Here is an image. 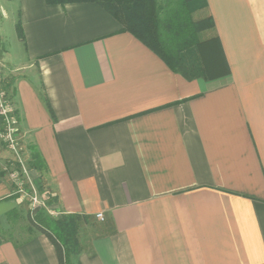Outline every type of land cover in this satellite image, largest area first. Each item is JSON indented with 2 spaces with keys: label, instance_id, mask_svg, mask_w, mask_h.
I'll return each instance as SVG.
<instances>
[{
  "label": "crops",
  "instance_id": "1",
  "mask_svg": "<svg viewBox=\"0 0 264 264\" xmlns=\"http://www.w3.org/2000/svg\"><path fill=\"white\" fill-rule=\"evenodd\" d=\"M206 1L230 68L213 81L174 73L99 4L0 0L25 159L44 160L59 218L97 229L74 264H264V0ZM21 206L0 168V220ZM0 264L59 261L38 234L0 243Z\"/></svg>",
  "mask_w": 264,
  "mask_h": 264
},
{
  "label": "trees",
  "instance_id": "2",
  "mask_svg": "<svg viewBox=\"0 0 264 264\" xmlns=\"http://www.w3.org/2000/svg\"><path fill=\"white\" fill-rule=\"evenodd\" d=\"M49 5L66 6L96 3L122 26L156 53L174 73L192 81H213L230 74L220 39L206 0H46ZM18 37L24 40L20 25ZM47 106L48 103H47ZM44 188L47 166L34 149L28 162ZM51 192L50 189H48ZM43 192V189H40ZM16 198L18 196L15 195ZM57 198L53 196L49 204ZM85 216L69 215L52 218L44 210L32 214L27 202L0 220V243L12 242L19 247L45 235L56 250L59 264H74L81 252L79 231ZM19 224V227L17 226Z\"/></svg>",
  "mask_w": 264,
  "mask_h": 264
},
{
  "label": "built area",
  "instance_id": "3",
  "mask_svg": "<svg viewBox=\"0 0 264 264\" xmlns=\"http://www.w3.org/2000/svg\"><path fill=\"white\" fill-rule=\"evenodd\" d=\"M19 125L12 98L4 84V67L0 60V141L7 146L17 164L16 169L9 171L6 168L5 170L9 171L8 174L14 185V194L19 200L28 199L33 212L39 208H47L52 215H57L53 207H47L46 198L36 185L35 172L28 167L23 158ZM97 218L103 220V215L98 214Z\"/></svg>",
  "mask_w": 264,
  "mask_h": 264
},
{
  "label": "rangeland",
  "instance_id": "4",
  "mask_svg": "<svg viewBox=\"0 0 264 264\" xmlns=\"http://www.w3.org/2000/svg\"><path fill=\"white\" fill-rule=\"evenodd\" d=\"M0 26H2V24L0 23ZM4 27H5V29H6V31L8 32L7 34H8V37H9V42H10V44L9 45H12V40L13 39H11L10 38V36H9V34H10V32H11V24H10V22H8V21H4ZM5 46V45H4ZM14 46H12V47H9V48H11V52H13V53H15L14 51H15V49L13 48ZM1 60V59H0ZM2 62V61H1ZM4 80H5V77H4ZM21 144H22V154H23V158H24V160L26 161V163H27V165H28V161L25 159V155H24V153H25V148H24V144H23V142H22V140H21ZM6 152V153H8L9 155V157L8 158H5V157H2L3 158V160L5 161V160H9V162L6 164V162L7 161H5V162H3L0 166V168L2 169V172H4V173H8L9 171H11V169L13 170V169H16L17 168V164H15V158H14V156L12 155V153L9 151V149L7 148V146L5 145V144H3L1 141H0V152ZM3 156H4V154H3ZM29 167V166H28ZM8 169L9 171H6L5 169ZM36 181V180H35ZM36 185H37V187H38V189H39V191H40V189H43V192H41V194H43V196L46 198V205H47V207H53V210H56L55 208H54V204L53 205H51V204H49V202H50V200H51V198H53V195H52V192H49L48 191V188H50V187H46L45 185V187L44 188H41L40 186H41V183L40 182H36ZM24 202H27L28 203V205H29V210H30V212L32 213V214H36L38 211H40V210H44L45 212H47V214L50 216V217H52V218H59V216H58V214L57 215H52L51 213H50V211L47 209V208H39V209H37V210H35L34 212L32 211V209H31V206H30V203H29V201H28V199H24V200H22V203H24ZM18 227H19V224L17 225ZM95 230H97L96 229V227H92V226H89V227H87V228H85V227H83L82 225L80 226V231H79V238H80V240H85V239H87V240H90V239H92L97 233L95 232Z\"/></svg>",
  "mask_w": 264,
  "mask_h": 264
}]
</instances>
